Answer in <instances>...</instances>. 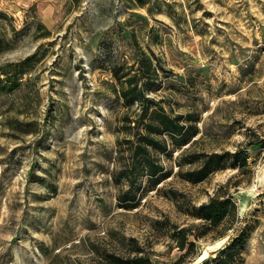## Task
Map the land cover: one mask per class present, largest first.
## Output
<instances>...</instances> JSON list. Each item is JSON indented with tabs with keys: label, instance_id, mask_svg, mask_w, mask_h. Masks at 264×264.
Instances as JSON below:
<instances>
[{
	"label": "rangeland",
	"instance_id": "obj_1",
	"mask_svg": "<svg viewBox=\"0 0 264 264\" xmlns=\"http://www.w3.org/2000/svg\"><path fill=\"white\" fill-rule=\"evenodd\" d=\"M145 1L0 0V264H106L129 239L157 264H264V0ZM144 57V99L126 108L98 67L134 75ZM153 110L196 130L185 146L159 138L156 185L124 168L125 139L145 132L126 117ZM240 149L247 166L195 184L179 175L197 167H179L182 151ZM217 193L237 220L183 255L173 225L199 224L187 211Z\"/></svg>",
	"mask_w": 264,
	"mask_h": 264
},
{
	"label": "trees",
	"instance_id": "obj_2",
	"mask_svg": "<svg viewBox=\"0 0 264 264\" xmlns=\"http://www.w3.org/2000/svg\"><path fill=\"white\" fill-rule=\"evenodd\" d=\"M134 1V5L138 7H145L146 5L145 0ZM150 9L151 8H149L148 11ZM144 58L142 62L140 61L141 65L138 68V72L134 73V75L122 72L121 68L116 64L98 67L112 75L115 81V84H113L114 93L119 99L121 98V100H123V104L126 108H131L134 103L141 102L144 99V90L139 87L137 82L138 77H141L140 70L145 65L144 61H148L146 57ZM148 66L150 67L151 63H148ZM149 114L147 120H145L144 115L142 116L141 113L135 120H131L128 115L126 117L125 123L130 129H138L141 125L145 132L143 134L138 133L135 139H125L126 144H128V159L124 168L126 172H129L140 167L146 172V175L150 179L154 180L156 185L161 180L165 179L167 175H163L162 167L157 165L154 161V157L151 155V150L160 153H165L168 150V142L159 138L168 135L169 141L173 146H185L194 138L196 130L192 131V127L188 125L190 119L183 115L172 117L167 113H157L155 110L151 111ZM131 124H133L132 127ZM180 160L183 161V163L179 164L180 168L184 164L197 163V167L194 169L186 171L180 169L179 172L182 179L191 184H195L206 180L212 174L224 171L226 168L237 169L247 166L248 155L241 149L232 153L226 151L222 154H191L187 151H182L180 153ZM133 174L134 173H132V175ZM125 178L128 180L129 176ZM121 200L122 202H130L124 203L122 208L128 209L135 206L132 202L134 197H130L129 192L123 195ZM187 215L193 220H199V224L182 228H177V226L173 225L174 232L171 234L177 245L176 247L180 251L187 249L183 255L188 254L195 248L194 241L198 238L210 235L212 232L218 230H221L219 236L224 235L228 229L232 228L234 221L237 220L238 214L234 200L226 194L221 195L217 193L210 196L208 202L193 207L192 210H188ZM194 228L198 230L197 233ZM244 240V235L234 238L232 240V247L230 248L231 252H237L239 249L237 248V243L242 246ZM128 246L130 247V252L127 255L122 256L120 254L111 253L105 258L106 264H157L150 260L144 248L140 246L135 239H129ZM232 260V254H227V256H223L214 264H232Z\"/></svg>",
	"mask_w": 264,
	"mask_h": 264
}]
</instances>
